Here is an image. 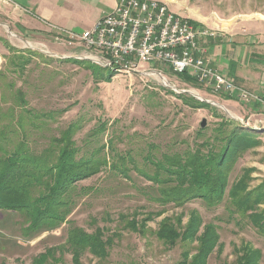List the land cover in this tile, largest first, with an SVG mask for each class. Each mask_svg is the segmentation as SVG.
I'll return each mask as SVG.
<instances>
[{
	"label": "rangeland",
	"instance_id": "1",
	"mask_svg": "<svg viewBox=\"0 0 264 264\" xmlns=\"http://www.w3.org/2000/svg\"><path fill=\"white\" fill-rule=\"evenodd\" d=\"M15 1L26 5L24 0ZM36 1H52L59 8L67 6L73 12L71 22L78 32L92 28L96 17L109 12L108 6L101 0ZM159 1L166 2L173 11L199 22L200 25L220 30L223 28L219 33L224 32L234 40L223 44L220 64H231L236 73L239 72L258 84L255 91L229 76L237 86L255 93L264 92V0ZM17 12L36 17L34 13L23 9ZM12 13L0 12V36L15 47L38 49L48 56L34 57L33 62L25 66L23 75L18 71L10 73L17 80L18 86L23 84L20 77L27 75L25 78L29 82L25 89L30 82L33 85L28 90L33 101L31 105L41 110H66L53 121L56 127L64 128L69 122L82 118L84 124L76 134L79 141L100 122L107 124V129L100 135L106 145V154H113L115 159L117 152H140L134 163L138 170L144 171L152 167L143 158V154L148 153V144L158 152L170 149L183 151L196 140V131L203 119L207 120L206 126L209 128L214 127L219 120L212 109H193L184 104L178 94L187 93L207 100L219 113L235 118L245 126H254L255 119L264 120V108L262 110L258 105L251 106L256 100L247 102L229 91L218 93L212 86L178 75L167 64L144 65L138 71H115L112 81L98 83L91 70L87 69L88 66L86 68L82 64L58 59L73 57L101 64L98 51H90L77 43L61 45L47 34L23 28L16 19L18 15L14 16ZM7 45L0 41V70L9 68L5 56L12 50ZM51 56L54 58H49ZM38 77L41 81L37 80ZM228 96L230 98H223ZM242 119L250 120V124L244 123ZM262 127H258V130L264 131ZM137 169H129V176H126L117 169L107 173V168H104L97 175L80 183V186L87 185L92 189L76 204L68 219L88 232L102 227L105 235L112 237L114 242L106 259L86 252L81 258V264H177L190 252L189 260L197 252L198 240L169 248L155 235L163 218L172 214L180 215L186 225L190 214L197 210L204 223H208L214 222L215 214L222 212L221 207L212 211L201 201L189 202L186 207L173 204L163 206L154 202L149 197L152 181L143 174L139 175ZM244 169L249 170L250 188L264 181V133L255 148L239 160L234 177H242ZM159 211L163 213H150ZM134 215L138 230L127 228L124 223V217L129 220ZM17 219H20L18 212L0 209V264H35V258L46 254L48 250L54 253L58 261L47 260L44 264H76L71 253L59 249L66 241L68 225L63 224L56 230L25 237L21 234V226L16 223ZM203 230L202 226L201 231ZM219 232L220 242L209 257L208 264H243L241 258L246 247L261 248L258 261L259 264H264V237L258 236L245 225L241 228L234 221L221 223Z\"/></svg>",
	"mask_w": 264,
	"mask_h": 264
},
{
	"label": "trees",
	"instance_id": "2",
	"mask_svg": "<svg viewBox=\"0 0 264 264\" xmlns=\"http://www.w3.org/2000/svg\"><path fill=\"white\" fill-rule=\"evenodd\" d=\"M192 23L200 25L195 20ZM0 41L8 44L12 50L5 56L9 68L0 70V209L18 212L20 219L16 223L21 226V234L25 237L68 225L66 241L59 249L71 253L76 264H81L86 252L106 259L114 242L112 237L105 235L104 228L98 227L94 232H88L68 217L76 204L91 192L92 187L80 186V183L104 168H107V173L117 169L127 176L129 169H137L134 163L140 152H117L115 159L113 154L107 155L106 145L100 137L107 129V124L102 122L81 141L76 138V134L84 124L82 118L69 122L64 128L54 126L53 121L66 110L33 107L32 98L29 97L32 83L25 89L29 82L25 78L27 75L20 77L23 79L20 86L10 76L12 71L25 74V66L33 62L34 57L48 56L38 49L15 47L1 36ZM58 59L82 64L86 68L88 66L87 69L91 70L98 83L112 81L115 74L112 67L89 59ZM177 74L201 82L189 71ZM37 80L41 81V78ZM177 96L193 109H212L219 120L212 128L199 126L196 140L183 151L170 149L158 152L148 144V153L143 154V158L152 167L136 171L152 181L149 197L156 203L186 207L189 202L201 201L212 211L222 208L221 213L215 214L214 222L208 223H204L197 210L190 214L186 225L183 217L172 214L163 218L155 232L169 248L198 240L196 254L188 260V252L177 264H208L209 257L221 239V223L234 221L241 228L245 225L258 236L264 237V181L250 188L248 169L243 170L244 174L239 179L238 176L234 177L237 163L255 148L264 131L245 126L235 118L219 113L207 101L187 93ZM150 213L160 215L163 212ZM132 218L126 220L124 217V223L127 228L138 230L137 219L135 221ZM261 250L246 247L241 258L243 264H259ZM46 254L37 256L35 264H44L47 260L58 261L51 250Z\"/></svg>",
	"mask_w": 264,
	"mask_h": 264
},
{
	"label": "built area",
	"instance_id": "3",
	"mask_svg": "<svg viewBox=\"0 0 264 264\" xmlns=\"http://www.w3.org/2000/svg\"><path fill=\"white\" fill-rule=\"evenodd\" d=\"M6 7L31 13L15 0H0V10ZM53 28L57 43L64 46L77 43L98 51L101 65L115 71H138L144 65L167 64L176 73L189 71L218 93L229 91L244 101L264 104L257 93L237 86L205 56L208 49L203 42L217 37L220 29L197 26L166 2L118 0L114 9L104 13L92 28L81 32L56 25ZM242 120L250 124V120ZM250 126L264 127V120L255 119L254 126Z\"/></svg>",
	"mask_w": 264,
	"mask_h": 264
},
{
	"label": "crops",
	"instance_id": "4",
	"mask_svg": "<svg viewBox=\"0 0 264 264\" xmlns=\"http://www.w3.org/2000/svg\"><path fill=\"white\" fill-rule=\"evenodd\" d=\"M24 1H26V5L24 4L22 5H24L29 10H31V13H34L36 17H33L32 14H24L22 12L20 13V12L14 11L10 7L3 8L2 10H0V12H3L4 14L6 13L9 14L10 12H13L12 14L14 16L18 15V18L16 17L15 18L17 19V21H20V24L23 25V28L30 29V30L33 29L35 32L37 31L42 34H47L48 36H51L52 38L55 34V28H53V26L55 25L58 27H63V28L66 27V28L76 31L74 27L75 26L74 23L71 22V19L73 17V12L67 6L64 8H59V6L53 5L52 1L50 0L49 1L51 3H48L45 0L47 3L40 2L41 4L38 3L36 0H32V2H30L31 0H24ZM101 1L105 6H108L109 11H112L118 2V0H101ZM103 14L104 13L96 17L94 19V22H96L98 18H100V16H102ZM85 29H88V28H85ZM233 40L227 37L226 33L222 32L217 37L203 42L204 46L207 47L208 49L205 56L207 57V59H210V62H212V64L215 65L216 67H218L219 70L221 69L220 71L223 75H227L228 77L230 76L236 81L237 80L240 81L244 86L248 88H252V89L254 88L255 90L256 89L255 87L258 86V84L255 81H252L251 79L245 77L239 72L236 73L235 70L232 68V65L227 62L220 64L219 59L222 58V55L224 52L223 44L226 41H233ZM258 95L264 99V92L262 93L260 91ZM261 104L262 103L254 101V104H252L251 106L258 105L260 106L259 108L263 110L264 104L263 106Z\"/></svg>",
	"mask_w": 264,
	"mask_h": 264
},
{
	"label": "water",
	"instance_id": "5",
	"mask_svg": "<svg viewBox=\"0 0 264 264\" xmlns=\"http://www.w3.org/2000/svg\"><path fill=\"white\" fill-rule=\"evenodd\" d=\"M50 54H51V53H50ZM202 100H204V99H202ZM204 101H207V100H204ZM207 102L209 103V101H207ZM210 103H211V102H210ZM206 124H207V120H206V119H203V121L201 122L202 127H205Z\"/></svg>",
	"mask_w": 264,
	"mask_h": 264
}]
</instances>
